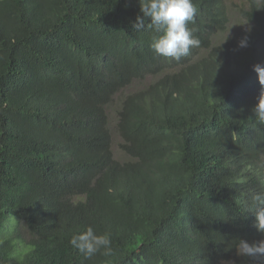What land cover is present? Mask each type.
I'll use <instances>...</instances> for the list:
<instances>
[{
  "label": "trees",
  "instance_id": "1",
  "mask_svg": "<svg viewBox=\"0 0 264 264\" xmlns=\"http://www.w3.org/2000/svg\"><path fill=\"white\" fill-rule=\"evenodd\" d=\"M244 1L228 34L227 0H0V264H264Z\"/></svg>",
  "mask_w": 264,
  "mask_h": 264
},
{
  "label": "rangeland",
  "instance_id": "2",
  "mask_svg": "<svg viewBox=\"0 0 264 264\" xmlns=\"http://www.w3.org/2000/svg\"><path fill=\"white\" fill-rule=\"evenodd\" d=\"M228 2V10H229V17H230V22L227 28V33L228 34H234L237 31H246L248 29V25L246 22L240 19L239 17V11L238 8L242 5H244L245 1L244 0H227ZM150 81V78L136 82L134 85L131 87L126 88L123 93H119L113 103L112 106L109 107V113L110 117L112 118L111 122H113V117H115L116 112L120 109L121 107V101L124 98L123 96L130 91H134L135 89L140 88L144 84L148 83Z\"/></svg>",
  "mask_w": 264,
  "mask_h": 264
}]
</instances>
